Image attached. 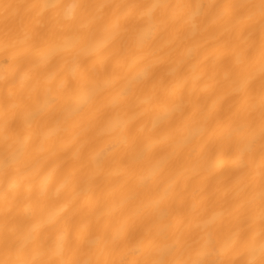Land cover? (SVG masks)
<instances>
[{"label":"bare ground","instance_id":"bare-ground-1","mask_svg":"<svg viewBox=\"0 0 264 264\" xmlns=\"http://www.w3.org/2000/svg\"><path fill=\"white\" fill-rule=\"evenodd\" d=\"M0 264H264V0H0Z\"/></svg>","mask_w":264,"mask_h":264}]
</instances>
